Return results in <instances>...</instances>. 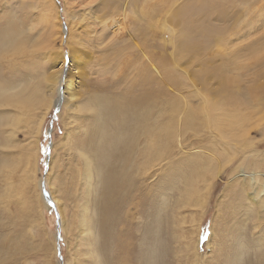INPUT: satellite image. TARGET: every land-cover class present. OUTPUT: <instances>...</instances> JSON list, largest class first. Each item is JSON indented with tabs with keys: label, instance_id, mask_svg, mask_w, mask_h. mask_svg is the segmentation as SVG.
Here are the masks:
<instances>
[{
	"label": "rangeland",
	"instance_id": "374dc122",
	"mask_svg": "<svg viewBox=\"0 0 264 264\" xmlns=\"http://www.w3.org/2000/svg\"><path fill=\"white\" fill-rule=\"evenodd\" d=\"M220 77H236L226 85L240 90L238 106L252 117L247 139L253 146L244 155L264 154V88L251 90L264 86V0H0V89L25 88L19 97L38 90L25 107L0 98V264H139L132 249L152 219L159 264H231L240 243L248 264H262L264 206L256 203L264 191L245 185V198L254 199L241 194L236 200L244 210L224 219L239 182L247 184L255 168L241 164L236 152L218 171L214 158L204 163L222 144L209 147L218 134L213 121L200 123L201 98L192 95L204 81L216 90ZM59 87L63 99L55 109ZM155 90L150 115L159 154L146 152L150 136L142 135L129 175L102 174V181L91 168L87 181L79 150L94 159L105 144L95 137L99 106L88 112L87 98L106 93L146 102ZM247 101L252 114L241 107ZM140 107L130 109L128 119ZM177 110L181 118L191 113L185 116L190 123ZM107 124L111 132L112 120ZM121 154H112L109 171L126 170L129 157ZM202 165L206 176L199 180L194 171ZM103 189L117 190L121 206L114 205L120 210L111 215L116 224L106 239L97 235L96 263V231L82 229L80 221L100 213L94 196Z\"/></svg>",
	"mask_w": 264,
	"mask_h": 264
},
{
	"label": "bare ground",
	"instance_id": "6f19581e",
	"mask_svg": "<svg viewBox=\"0 0 264 264\" xmlns=\"http://www.w3.org/2000/svg\"><path fill=\"white\" fill-rule=\"evenodd\" d=\"M141 2H142V0H141ZM140 4L141 3H139V5ZM149 12H150V10H149ZM148 16L149 15H147V17ZM151 18H152V16H151ZM155 20H156V18H155ZM152 67H154V66H152ZM206 67L209 68V65ZM150 69H151V67H150ZM154 69H155V67H154ZM209 69H208V71H209V76H210L214 72V70H211V69L209 70ZM156 70H157V68L155 69L154 72H156ZM152 74H153V72H152ZM156 74L158 75V73H156ZM151 75L147 74V76H151ZM138 76H141V75H138ZM143 77H142V79H143ZM158 78H159V76H158ZM150 79H152V77ZM155 79L156 78L154 76L153 81H155ZM216 81L220 82L219 83L220 86L217 87L216 90H213L211 87L207 86V82L204 81L203 86L199 87L200 89L197 91L194 90L195 92L192 95L193 97L201 98L200 99L201 101H199L200 103H198L199 106H201V107H199L200 110L198 111V113L200 115V118H199L200 123L202 125L208 127L209 122L213 121V123H214L213 130L214 131L216 130V132H214V131L213 132L215 134L216 133L218 134V135L216 134L217 135V142L214 143L213 145L209 146V147L215 148V145L222 144V147H220V150L217 152L215 157L213 154L212 155L210 154V156L209 155L206 156L204 163L206 162V160L213 163L212 158H214L216 160L215 167L218 166V168H217V171H218L224 164L231 163L232 160L239 154V157H237V159H240V163L245 165L246 168H251V169L255 168V171H256L255 174L254 173L252 175L248 174L247 184H243L241 181L239 182V186H238L239 190L236 191L233 195V197H234V204H233L234 206L233 207L234 208L232 209V206L229 207V210L231 211V215L229 213L230 211L228 210V213L225 214V217H224V219H229L230 217H232V215H234L233 217H235V215H237L239 213V211L242 210L244 207V203L238 202L239 200L237 201L236 198L238 199V196L241 197V194H242L244 199L249 198L248 195L245 198V191H246L245 185H248V187L250 186L253 189V192L256 189L255 194H257V192L259 194L260 191H264V154L252 153V154L244 155V153L249 152L248 148L253 146V144L249 141V139H247L249 130L251 128L250 121H251L252 117L250 115L246 114L238 106V103H239L238 102L239 101L238 95L240 96V90H238V89L233 90L232 88L229 89L230 85L232 83L236 82V77H229L228 79H226V78L222 79L220 77V81L219 80H216ZM142 82L143 81H141V83ZM227 83H229L230 85L227 86L226 85ZM2 84L3 83H0V88H1ZM137 86H138V84H137ZM13 87H12V89H13ZM65 88L68 89V86H65ZM135 88H136V86H135ZM258 88H264V86L260 87L258 85H255L254 87H252L251 90H253V92L259 91ZM24 89H20L17 93L15 91H12V92L7 91V93H6L5 89H0V98L3 100L2 102H4V103L6 102V104H9L11 102L12 105H15L18 107H25L32 101L29 99V95L33 96L35 94H38V90L34 89V90H32V92L30 90V92L27 96H24V97L20 96L19 97L17 94L20 93L21 91H23ZM61 90H62V88L59 87L58 98L54 104L55 107L59 106L62 99H63V96L61 95ZM125 90H126V87H125ZM128 91H130V90H128ZM60 96H61V99H60ZM129 96H131V95H129ZM109 97L106 96V93L104 95L101 94V96H91V97L87 98L88 100H86V102L84 103L85 109L88 110V112L91 110H94L95 105L99 106V115H98L97 119L98 120L100 119V123L98 126L99 128L95 131V137L97 136V139L99 140V139H101V136H102V138L105 142V144H103V142H102V145H101L102 147L98 146L99 151L97 153H95V152L93 153L94 159H93L92 155L90 156L85 151H82L81 150L82 148L79 147L80 148V150H79L80 156L79 157H80L81 162H82L81 163L82 164V166H81L82 167V174H84V178L87 179V181H89V182L91 179V177H90L91 176V173H90L91 168H92L93 172H95L96 178H101L102 181L105 180V177L103 175H109V174L115 173V172L118 173L119 177H122L124 175H129V172L127 171V169L130 168V164H132V161H131L132 158L136 156V150H137L138 142H139V139L141 138L142 135H145L147 139H148V135L150 136V139L148 142L149 143L148 148L147 149L145 148L146 152L149 149V151H152L153 154H155V155L159 154V152L157 151V148H159V146H160L159 145L160 135L155 133V129L157 128V125L155 124V119L154 118L152 119L151 115H150L152 108H153V103L157 97L156 90L153 91L152 95L149 97L150 100L149 99L146 100V102L149 101L148 103H146L144 99H140V98L138 100H136L135 102H132L135 99H128V101H126L125 99H123L124 98L123 95H117V97L116 96H109ZM202 97H203V99H202ZM227 97H231V98H227ZM221 98H223L226 101V103L222 104V102H219L218 100ZM223 99H221V100H223ZM139 100H140V103H139ZM129 101H131V103H128ZM130 104H132V105H130ZM247 104H249L248 101L245 104H243L241 107L243 109L248 108V110H249L250 106L248 107ZM138 105L141 107L137 110V114H135V119H133V120L128 119L127 113L130 112V109L137 108ZM215 108H217V110L219 111V113L217 115H215L213 113V110ZM250 109L251 110H250L249 114H252L253 109L252 108H250ZM177 112L179 113L178 110H177ZM138 116H139V119H138ZM185 116L187 118H192L191 113L185 114ZM185 116L183 118H181L180 113H179L180 118L179 117L178 118L180 120L185 119L184 122L190 123L186 119ZM108 120H112L113 130H111V132L108 131V124H107ZM174 124L179 125V121L177 120V122ZM177 125H175V127H177ZM183 127H185V126H183ZM131 136H132V139L129 140V138ZM108 143H110V144H108ZM108 146H109V152L107 153L106 150L108 149L107 148ZM129 148H134V149L128 150ZM118 149L123 150V152L129 157V165L127 167H125L126 170H123L121 168L119 171H114L117 168H113V170L110 169L111 171H109V168H110L109 160L112 159V154L117 152V154L122 155L121 150H118ZM93 151H94V149H93ZM235 152L237 154L236 156H235ZM193 156H194V154H193ZM197 156H198V154H197ZM137 157H138V152H137ZM137 157H135V158H137ZM195 157H194V159H195ZM198 161H195V162H198ZM214 163H215V161H214ZM222 163H224V164L221 165ZM91 165H92V167H91ZM181 168H180V170H181ZM205 168H207V167H204L202 165L201 167H198L194 171L195 177L197 179L200 180V178H205V176H206V174H205L206 172L204 170ZM236 168H238V167H236ZM190 171H191V169H190ZM231 173H233V175L236 174L235 168L231 169ZM128 178L129 177H127L125 179L128 181ZM189 180H190V178H189ZM201 180L203 181V179H201ZM255 181L258 182L257 186L255 184ZM96 183H97V179H96ZM186 184H188V182H186ZM189 186H190V184H189ZM41 187H42V191L43 190L46 191L44 189V183L43 182H42ZM44 191H43V193H44ZM44 194L46 195V193H44ZM120 199H121V194L117 190H113V192H111V191L105 192V190L103 189V191H101L100 193L97 192V194L94 196V203H99V204H97L98 205L97 212L100 211V213H98V215L96 216L95 215L96 212H92V210H91V212H92L91 216H87V215L83 216L81 221H80L82 229H84L86 231H90L92 233H93V231H96L94 233L95 237L93 236V239H92L93 241H92V250H91L92 255H93L92 257L96 263L101 262L100 258L97 256L98 251H99V249L97 247V245H98L97 243H98L99 239L97 240V238L103 237L106 239L107 236H105V235L107 234L108 229L116 224L115 223L116 218L114 217L115 219L113 220L111 215L115 214L116 212H118L120 210L119 208L114 206L116 204L119 207L121 206ZM249 199L253 200L254 198L250 197ZM57 202H59V200H57ZM262 202H264V199H262L261 202L256 203V205L259 207H263L264 204H262ZM247 208L249 209V212L246 213V211H245V213H246V217L247 216L249 217L252 214V212H251V209L249 207H247ZM86 210H87V208H86ZM262 212H264V211H262ZM109 216H111V217H109ZM118 216L120 217V215H118ZM118 216H117V219L119 220ZM121 218L122 217H120V219ZM109 220H110V222H109ZM153 220L154 219H152L150 222L152 224H151V227L149 228V230L147 232H143L142 233L143 236H141V238L139 237V239L141 240L140 245L142 244L141 247H139L140 246L139 245V246H136L135 248L132 249V250L135 249V251H137V253H138L139 264H159L158 263L159 262V252H158V246H157L158 241H157V235H156L157 231H155V229L152 228V226L154 225ZM222 222H224V221H222ZM235 223H237V221ZM99 229L101 231L97 232V230H99ZM238 234L242 235L240 233H238ZM97 235H99V237H97ZM130 237L134 238L135 240H138V238L133 234L130 235ZM237 239H239V238H237ZM263 244H264V242H263ZM260 246H262V245H260ZM124 248L125 247H122L121 250L130 252L129 249H127V248L124 249ZM236 252L237 253L235 256L229 258V260L231 261V264H248L250 262L248 257H246V255H245V253H247L249 251L247 250V248L242 243H240V245L237 246ZM234 253H235V251H234ZM242 255H244V258H242ZM130 258L133 259L132 256ZM260 259L261 258H259L258 263L262 262V264H263L264 260H260Z\"/></svg>",
	"mask_w": 264,
	"mask_h": 264
},
{
	"label": "water",
	"instance_id": "95a60500",
	"mask_svg": "<svg viewBox=\"0 0 264 264\" xmlns=\"http://www.w3.org/2000/svg\"><path fill=\"white\" fill-rule=\"evenodd\" d=\"M60 99H61V96H60ZM59 106H56L55 109H57ZM45 189V188H44ZM44 191V190H43ZM44 193H46V191H44ZM49 204H51V202L48 200L47 201Z\"/></svg>",
	"mask_w": 264,
	"mask_h": 264
},
{
	"label": "trees",
	"instance_id": "16d2710c",
	"mask_svg": "<svg viewBox=\"0 0 264 264\" xmlns=\"http://www.w3.org/2000/svg\"><path fill=\"white\" fill-rule=\"evenodd\" d=\"M203 239V238H202Z\"/></svg>",
	"mask_w": 264,
	"mask_h": 264
}]
</instances>
